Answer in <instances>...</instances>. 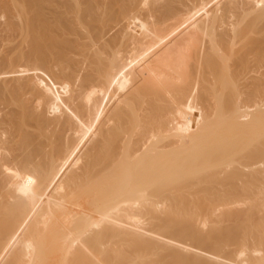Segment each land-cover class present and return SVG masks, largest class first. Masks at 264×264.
Here are the masks:
<instances>
[{
  "label": "bare ground",
  "instance_id": "1",
  "mask_svg": "<svg viewBox=\"0 0 264 264\" xmlns=\"http://www.w3.org/2000/svg\"><path fill=\"white\" fill-rule=\"evenodd\" d=\"M0 264H264V0H0Z\"/></svg>",
  "mask_w": 264,
  "mask_h": 264
}]
</instances>
